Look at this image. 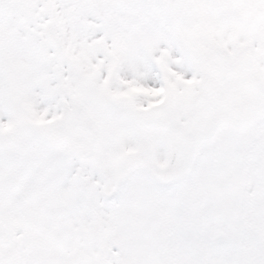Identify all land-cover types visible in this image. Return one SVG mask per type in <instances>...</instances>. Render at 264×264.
Returning a JSON list of instances; mask_svg holds the SVG:
<instances>
[{
  "label": "rangeland",
  "instance_id": "374dc122",
  "mask_svg": "<svg viewBox=\"0 0 264 264\" xmlns=\"http://www.w3.org/2000/svg\"><path fill=\"white\" fill-rule=\"evenodd\" d=\"M6 1L17 17L10 14L14 24L0 23V46L25 48L26 59L13 61L18 73L29 63L43 74L21 82L26 86L18 88L22 113L7 102L0 113V143L9 138L18 145L13 161L0 154V217L16 218L19 228L17 249L2 264L12 259L13 264H64L72 259L68 250L77 252L78 264H264V123L243 137L223 133L218 144L202 150L192 177L166 191L157 192L144 176L129 179L120 167L122 154L144 139L135 122L140 107L164 102L185 122L187 111L180 110L197 91L201 49L212 42L229 50L245 42L257 45L245 25L235 22L228 1L48 0L53 12L47 17L39 14V0ZM48 21L71 60L66 67L55 68L51 61L42 35ZM135 50L140 61L133 64ZM147 53L166 76L163 88L162 74H145L139 67ZM130 65L136 67L134 77ZM111 101L121 102V109L110 108ZM76 104L103 140L100 163L90 167L97 168L95 177L76 184L83 188L82 199L64 188V179L72 181L69 173L64 176L67 167L49 156L60 153L36 135L38 123L57 116L60 105ZM149 141L155 161L163 162L164 147L151 136ZM57 172L63 175L60 183ZM16 175L19 204L7 196ZM92 180L104 190L98 196V190L84 186H94ZM233 186L242 192L239 207L236 201L229 207ZM102 197L114 201L103 204Z\"/></svg>",
  "mask_w": 264,
  "mask_h": 264
},
{
  "label": "water",
  "instance_id": "95a60500",
  "mask_svg": "<svg viewBox=\"0 0 264 264\" xmlns=\"http://www.w3.org/2000/svg\"><path fill=\"white\" fill-rule=\"evenodd\" d=\"M248 11V8H245ZM232 83L221 81L219 78H210L205 80V91L201 102L192 117L191 123L175 131L176 141H178V148L173 152L168 161L167 168H171L173 158H181L180 163L184 162L185 168L180 173H184L186 166L188 167L189 160L191 161L194 151V143L197 141L213 140L219 133L220 123L229 124L237 129H242L248 126L250 120L256 116L257 113H252L250 106L242 107L238 95H245L247 91L245 88L236 89L238 95L234 91ZM253 110V109H252ZM263 114V113H258ZM216 127V128H215ZM195 132L194 137L189 140H184L183 135L189 131ZM65 149L76 154L80 159L86 156L76 150L65 146ZM190 163V162H189ZM156 177L162 179L165 177L160 175L157 170H150Z\"/></svg>",
  "mask_w": 264,
  "mask_h": 264
},
{
  "label": "bare ground",
  "instance_id": "6f19581e",
  "mask_svg": "<svg viewBox=\"0 0 264 264\" xmlns=\"http://www.w3.org/2000/svg\"><path fill=\"white\" fill-rule=\"evenodd\" d=\"M33 133V132H32Z\"/></svg>",
  "mask_w": 264,
  "mask_h": 264
}]
</instances>
